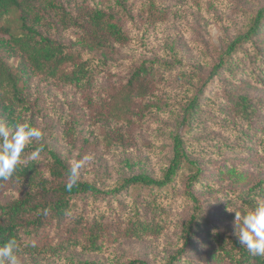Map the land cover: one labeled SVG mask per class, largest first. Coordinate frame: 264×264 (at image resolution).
Returning a JSON list of instances; mask_svg holds the SVG:
<instances>
[{"label":"trees","instance_id":"16d2710c","mask_svg":"<svg viewBox=\"0 0 264 264\" xmlns=\"http://www.w3.org/2000/svg\"><path fill=\"white\" fill-rule=\"evenodd\" d=\"M52 11L59 14L58 20ZM122 11L123 6L106 9L98 5L77 18L67 14L55 0H0V116L14 121L22 117V112L31 104L27 96L31 82L36 79L43 81L48 88L60 87L59 90L82 96L86 104L90 103L94 99L92 91L99 77L107 76L115 64L123 68L125 63L130 62L122 87L108 100L111 104L104 112L106 120L122 124L128 122L123 125L130 126L133 119L128 114L138 98L146 102L163 86L177 84L183 94V105L175 107L172 113L176 112V125L185 127L199 111V95L221 74L234 53L259 36L264 21L263 7L249 20L248 30L218 53V61L209 65L206 73L195 67L175 68L176 65L169 61L125 60L120 63L121 49L130 41L125 25L120 21ZM13 12L17 13L15 27L7 21ZM60 27L72 34L66 38L62 32L58 35L51 33L54 28ZM231 102L239 117L237 122L243 138L251 136L264 156L263 101L236 95L231 96ZM168 135L170 156L159 176L142 172L124 177L113 186H106L101 181L82 179V174L93 171L92 164L82 162L83 169L88 170L81 172L78 169L79 179L71 190L66 185L73 164L47 145L31 143L21 154L23 162L17 165L13 176L8 179L18 182L22 192L0 205V243L15 238L20 246L19 258L28 255L30 258L46 259L75 249L98 254L107 248L109 242L118 238L142 240L157 237L171 224L170 210L164 206L162 213L165 216L162 223L159 222L158 199L161 196L168 198L169 188L182 178L181 196H186L191 203L189 213L180 225L177 251L161 264L187 263L184 258L187 249L202 227L210 224V218L201 200L194 194L202 169L189 154L184 133L170 130ZM106 137L102 136L103 141ZM81 139L80 135L70 138V146L74 148ZM34 151L39 152L36 159L31 158ZM41 155L45 157L43 166L40 165ZM228 172V180L232 184L249 179L234 167ZM4 181L0 180V186ZM131 190H139L132 200ZM141 190H147L149 194L143 195ZM233 194L235 207L230 208V215L235 219V212L242 216L253 206L255 198L264 197V180L247 181ZM126 196L129 200L124 205L126 211H116L114 202ZM228 231L217 229L213 234L208 233L207 240L212 247L209 260L212 264H264V255L250 253L239 244L234 229ZM65 264L103 262L84 260ZM115 264L150 263L131 258L123 262L118 260Z\"/></svg>","mask_w":264,"mask_h":264},{"label":"rangeland","instance_id":"374dc122","mask_svg":"<svg viewBox=\"0 0 264 264\" xmlns=\"http://www.w3.org/2000/svg\"><path fill=\"white\" fill-rule=\"evenodd\" d=\"M55 3L77 18L98 5L106 9L123 6L120 21L125 25L130 41L121 49L120 63L125 60L169 61L176 65L175 68L195 67L206 73L208 66L218 61V53L245 33L249 20L264 7V0H55ZM52 13L58 20L59 14ZM16 18L17 13L13 12L8 24L15 27ZM52 20L57 22L55 18ZM61 32L66 38L72 34L63 31L62 27L51 31L54 35ZM253 39L234 53L226 68L199 95V111L185 127L176 125V112L172 113L175 107L183 105V94L177 84L163 86L146 102L138 98L128 114L133 119L130 126L123 125L128 122L106 120L104 112L111 104L108 100L122 87L130 62L123 68L115 64L107 76L101 75L92 91L94 99L87 104L82 96L59 90L60 87L48 88L43 81L33 80L27 96L31 101L29 109L24 110L16 121L0 116V123L11 129L15 124L27 121L42 132L40 139L32 141L33 145H47L66 157L70 164H92L93 171L82 174V179L101 181L106 186L142 172L159 176L170 156L168 133L170 130L184 133L188 152L202 169L194 194L201 200L210 224L196 234L185 253L188 262L183 264H212L208 233L213 234L217 229L228 233V229L235 231V219L230 215L235 207L233 191L241 189L247 181L264 180L263 153L254 145L251 136L243 138L237 122L239 117L231 102V96L245 95L252 101L264 103V21L259 36ZM174 97H177L176 102ZM70 127L74 130L66 131ZM73 132L74 136L83 137L74 148L69 144ZM102 136H107L105 141ZM95 140L97 143H93ZM39 158L43 166L45 157ZM231 167L249 179L232 184L228 180ZM86 170L81 165L80 171ZM182 191V178H179L169 188V197L158 199L159 222L162 223L165 216L162 213L164 206L170 210L171 224L157 237L118 238L98 254L75 249L55 258L26 255L19 258L20 264H65L84 260L115 264L118 260L123 262L131 258L143 259L150 264L164 263L177 251L180 225L189 213L191 203L186 196H181ZM21 192L18 182L4 181L0 186V205ZM137 192L139 190L131 192V200ZM141 193L149 194L147 190H141ZM128 201L127 196L116 200L114 209L126 211L124 205Z\"/></svg>","mask_w":264,"mask_h":264},{"label":"clouds","instance_id":"9594fccd","mask_svg":"<svg viewBox=\"0 0 264 264\" xmlns=\"http://www.w3.org/2000/svg\"><path fill=\"white\" fill-rule=\"evenodd\" d=\"M40 129L27 121L15 124L11 129L0 123V180L10 179L17 165L22 163L21 154L33 140L40 139ZM38 151L32 153L36 159ZM79 163L73 164L69 170L66 188L71 190L79 179ZM47 211V210H45ZM236 222H239L238 225ZM238 227V231L236 230ZM239 244L253 255H264V197L255 198L253 206L242 216L235 212V233ZM19 243L15 238H9L0 243V264H20Z\"/></svg>","mask_w":264,"mask_h":264}]
</instances>
